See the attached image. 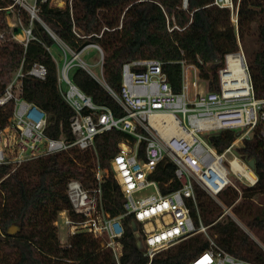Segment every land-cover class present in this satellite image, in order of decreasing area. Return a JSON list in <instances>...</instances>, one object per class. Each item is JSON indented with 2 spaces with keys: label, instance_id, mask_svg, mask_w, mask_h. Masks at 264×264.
Masks as SVG:
<instances>
[{
  "label": "trees",
  "instance_id": "obj_1",
  "mask_svg": "<svg viewBox=\"0 0 264 264\" xmlns=\"http://www.w3.org/2000/svg\"><path fill=\"white\" fill-rule=\"evenodd\" d=\"M67 0L64 8L53 6L51 0L39 3L40 17L64 45L79 52L89 44H97L104 51L103 72L106 83L119 93L123 81V65L136 60L156 59L163 62V71L173 91L182 89V61L195 65L209 92L220 90L219 71L225 67L226 56L239 50L241 41L250 67L255 94L264 99V0H232L234 11L214 5V0ZM13 0H0V96L10 83L23 60L28 69L34 63L47 67L45 81L26 77L22 97L43 109L48 115L46 135L50 138L73 140L70 120L71 108L62 98L58 82V64L47 48H60L58 42L39 22L34 24V36L25 48L12 40L7 18ZM13 9L18 11L17 7ZM236 14L237 25L234 22ZM23 25L29 23L28 14L20 11ZM257 26L253 40L257 46L247 47V31ZM178 26L181 30L169 31ZM20 30V29H19ZM70 78L86 95L100 106L110 108L116 117L123 109L107 90L85 69L77 66ZM14 104L0 108V130L13 114ZM240 136V132L222 130L208 135V143L223 153ZM132 139L113 130L99 135L95 149L78 150L50 155L28 162L12 171L0 166V264H149L145 249L138 247L141 228L132 227L134 216L123 218L125 234L121 242L123 255L119 262L100 239L88 233H77L62 245L55 221L61 212L72 210L67 196L71 179L79 180L87 189L96 186L95 171H106L103 182L105 209L117 217L125 213L124 195L111 162L119 153V142ZM146 143L139 147V157L146 159ZM236 154L245 162H255L258 182L249 187L238 184L228 187L217 197L195 184L197 204L187 205L196 226L208 227L215 244L232 256L253 264H264V140L257 133L244 140ZM176 164L168 157L162 160L149 176L159 184L163 195L181 188L175 175ZM218 198V200H217ZM231 209L244 225L263 244L226 213ZM72 217L77 218L71 213ZM13 225L21 232L8 234ZM144 240V237H143ZM210 248L204 234L180 238L176 244L158 253L151 264H190L199 253Z\"/></svg>",
  "mask_w": 264,
  "mask_h": 264
},
{
  "label": "built area",
  "instance_id": "obj_2",
  "mask_svg": "<svg viewBox=\"0 0 264 264\" xmlns=\"http://www.w3.org/2000/svg\"><path fill=\"white\" fill-rule=\"evenodd\" d=\"M47 1L13 0L9 11L14 7L18 11L11 35L12 40L27 48L31 41L36 40L33 30L35 22H39L60 45L64 59L61 64L56 61L58 82L62 98L73 112L70 120L73 140L48 137L47 113L23 99L26 77L45 81L48 76L44 64L34 63L27 69L23 60L0 96V108L14 104L9 123L0 130V166H9L15 171L28 162L71 149H95L99 135L121 131L134 139L120 141L119 153L111 162L124 195L125 213L112 217L106 211L102 185L107 172L98 168L95 171L97 184L92 189L85 188L76 179L68 182L67 196L72 210L61 212L55 226L66 230L69 237L88 233L102 240L103 246L110 249L119 262L123 255L121 240L125 234L123 218L132 215L143 232L149 264L158 253L172 247L180 238L197 234L205 235L210 241V248L196 255L190 264H253L218 247L209 236L208 227L202 222L196 226L187 205L189 200L197 204L195 184L217 197L228 187L238 189L234 178L249 187L258 182L255 171L233 151L236 144H243L255 133L264 140V99L255 94L241 41H238L239 50L226 56L225 67L219 71L220 90L217 92L206 89L195 65L182 61V89L176 93L163 71V62L149 59L123 65L122 88L117 93L106 83L104 51L99 45L89 44L79 52L73 51L58 40L43 22L39 15V3ZM71 3L72 0V7ZM214 5L234 10L232 0H214ZM183 9H188V0H183ZM20 11L28 14L27 26L23 25ZM234 22L237 25V18ZM175 29L181 30L178 26L169 27L170 32ZM0 38L3 39L4 34ZM88 49L99 54V60L93 66L100 67V76L82 60ZM47 50L52 52L50 48ZM77 66L89 72L107 90L123 109V116L116 117L110 108L97 105L73 83L70 72ZM222 130H240L246 131V134L239 136L223 153H218L208 143L207 137ZM143 142L146 143L145 160L139 157V147ZM166 157L176 164L175 175L181 188L163 195L158 182L150 180L149 176ZM244 169L250 171L253 177L243 175ZM148 191L149 194H143Z\"/></svg>",
  "mask_w": 264,
  "mask_h": 264
},
{
  "label": "rangeland",
  "instance_id": "obj_3",
  "mask_svg": "<svg viewBox=\"0 0 264 264\" xmlns=\"http://www.w3.org/2000/svg\"><path fill=\"white\" fill-rule=\"evenodd\" d=\"M51 4L53 6H58L60 8H64L66 7L67 5V0H51ZM232 10V9H230ZM13 11V15L9 18H7V23H8V26L11 28V26L13 24H15L17 22V12L15 9L11 10ZM234 11V10H232ZM233 16H234V20H236V14H234L233 12ZM257 30V26L256 25H252L249 30L247 31V35H249V37L246 39V45L247 47H251V46H257V41L256 40H253V38H251V35L255 33V31ZM256 34V33H255ZM52 53L56 59L57 62H59L60 64L62 63L63 59H64V53L61 49H58L57 47H53L52 49ZM69 59H70V56H69ZM82 60H84V62H86L87 64L91 65V70L98 76H100L101 74V69L100 67H95L93 65H95L98 60H99V54L96 50H93V49H88L86 50V52L84 53V55L82 56ZM204 85L206 84L204 81H203ZM206 86V85H205ZM237 133L240 132V136L242 135H245L246 134V131H240V130H237L236 131ZM248 136H251V135H248ZM242 146V143H238V145L236 144L235 148H234V152H235V149L236 148H239ZM236 153V152H235ZM235 180V185L237 186L238 188V184H242V185H245L247 186L246 184L244 183H241L240 180H238L237 178H234ZM144 195H147L149 194V191L148 192H145L143 193ZM218 200V198H217ZM226 213L229 214L242 228L244 231H246L247 233H249L261 246H263V244L254 236V234L244 225V223L236 217V215H234L231 211V209H226ZM60 218V217H59ZM58 234H59V238H60V241L62 243V245H66L68 244V241L70 239V237L68 236V233L66 232V230L62 229V228H58ZM142 240H143V237H142ZM144 241V240H143Z\"/></svg>",
  "mask_w": 264,
  "mask_h": 264
},
{
  "label": "water",
  "instance_id": "obj_4",
  "mask_svg": "<svg viewBox=\"0 0 264 264\" xmlns=\"http://www.w3.org/2000/svg\"><path fill=\"white\" fill-rule=\"evenodd\" d=\"M15 32H17V29H15ZM249 167L254 170L255 169V162L254 161H250L248 163ZM132 227L135 231H138V225L136 223V221H133L132 222ZM22 230V227L20 225H13L9 228L8 230V234L10 235H16L18 234L19 232H21ZM246 232V231H245ZM247 233V232H246ZM249 234V233H248ZM138 247L140 249H143L144 248V244H143V240L140 238V235L138 234Z\"/></svg>",
  "mask_w": 264,
  "mask_h": 264
},
{
  "label": "bare ground",
  "instance_id": "obj_5",
  "mask_svg": "<svg viewBox=\"0 0 264 264\" xmlns=\"http://www.w3.org/2000/svg\"><path fill=\"white\" fill-rule=\"evenodd\" d=\"M236 66H237V65H236ZM236 167H237V166H236ZM243 175H246V176H249V177H250V176L253 177L252 174H251V172L248 171V170H246V169L243 170Z\"/></svg>",
  "mask_w": 264,
  "mask_h": 264
},
{
  "label": "crops",
  "instance_id": "obj_6",
  "mask_svg": "<svg viewBox=\"0 0 264 264\" xmlns=\"http://www.w3.org/2000/svg\"><path fill=\"white\" fill-rule=\"evenodd\" d=\"M12 13H13V11H8V14H12ZM10 17H11V16H10ZM10 17H9V18H10ZM16 18H17V17H16ZM15 24H16V23H15ZM15 24H13L12 26H14ZM12 26H11V27H12ZM14 30H15V29H14Z\"/></svg>",
  "mask_w": 264,
  "mask_h": 264
}]
</instances>
